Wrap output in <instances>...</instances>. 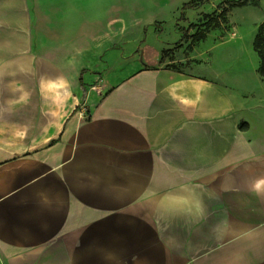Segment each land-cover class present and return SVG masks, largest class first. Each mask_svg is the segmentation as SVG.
Instances as JSON below:
<instances>
[{
	"label": "crops",
	"instance_id": "0c3cea01",
	"mask_svg": "<svg viewBox=\"0 0 264 264\" xmlns=\"http://www.w3.org/2000/svg\"><path fill=\"white\" fill-rule=\"evenodd\" d=\"M84 16L47 48L0 22V264H264V102L205 73H82L104 47Z\"/></svg>",
	"mask_w": 264,
	"mask_h": 264
},
{
	"label": "rangeland",
	"instance_id": "374dc122",
	"mask_svg": "<svg viewBox=\"0 0 264 264\" xmlns=\"http://www.w3.org/2000/svg\"><path fill=\"white\" fill-rule=\"evenodd\" d=\"M238 1L3 0L0 9L8 13L0 15V22L8 23L12 40L29 43L36 35L47 48L46 40L57 33L58 25L66 18L74 25L81 22L83 12V23L104 36V47L99 52L92 49L91 41L82 44L78 59L87 61L82 73L90 72L96 79L105 72L124 78L149 67L205 73L232 84L239 81L245 97L264 102V89L259 92L264 76L258 71L260 57L254 49L264 22V0L232 5ZM79 44L74 43V51ZM86 86L83 83V90ZM250 107L254 120L264 114L261 106ZM253 137L264 148V135L255 132Z\"/></svg>",
	"mask_w": 264,
	"mask_h": 264
},
{
	"label": "trees",
	"instance_id": "16d2710c",
	"mask_svg": "<svg viewBox=\"0 0 264 264\" xmlns=\"http://www.w3.org/2000/svg\"><path fill=\"white\" fill-rule=\"evenodd\" d=\"M244 3H246V0H240L238 2H232V5ZM187 5H189V3ZM254 49L260 57V66L258 71L264 76V22L260 25L257 35L254 39Z\"/></svg>",
	"mask_w": 264,
	"mask_h": 264
},
{
	"label": "clouds",
	"instance_id": "9594fccd",
	"mask_svg": "<svg viewBox=\"0 0 264 264\" xmlns=\"http://www.w3.org/2000/svg\"><path fill=\"white\" fill-rule=\"evenodd\" d=\"M254 190L257 193H260L262 190H264V180H258L254 185Z\"/></svg>",
	"mask_w": 264,
	"mask_h": 264
}]
</instances>
